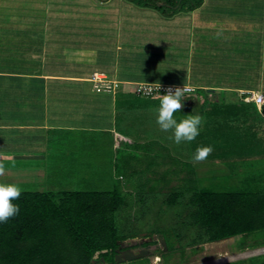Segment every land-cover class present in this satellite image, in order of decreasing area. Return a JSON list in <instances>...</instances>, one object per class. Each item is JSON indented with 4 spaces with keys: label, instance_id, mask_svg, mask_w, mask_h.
<instances>
[{
    "label": "trees",
    "instance_id": "16d2710c",
    "mask_svg": "<svg viewBox=\"0 0 264 264\" xmlns=\"http://www.w3.org/2000/svg\"><path fill=\"white\" fill-rule=\"evenodd\" d=\"M128 2L173 17L199 9L204 0ZM235 75L237 77L230 85L232 90L217 92L195 88L193 93H183V107L174 117L179 122L191 114L202 116L200 134L194 141L179 145L168 139L171 132L164 131L163 144L155 139L148 141L168 151L173 148L183 158L167 161L163 172L156 171L148 181H136L144 171L134 167L130 171L135 183L130 182L125 187L117 185L108 191L66 188L21 191L20 197L12 201L19 205V214L0 223V264H92L97 253L105 260L104 263L99 260L97 264H136L138 261L150 264L148 258L122 263L115 260L122 244L138 238L147 241L143 243L144 248L152 245L155 248L153 254L159 255L167 264L175 254L180 256L182 263H188L191 255L203 250V245L238 237L241 239L239 251L264 247V240L250 242L252 235L264 231V174L258 177L256 173L241 172L242 135L255 137L258 132H264V124L256 105L250 104L255 102H246L249 96L238 90L245 76ZM191 99L198 104H189ZM115 103L120 111L116 116L117 131L127 137L126 142H133L132 146L125 143L123 147L126 152L123 157L128 156L116 159L114 163L115 171L121 175L134 161L129 155L131 150L145 148V143L136 139L132 131H138L139 125L156 121L155 110L160 100L158 94L139 96L135 91L123 90L119 84ZM248 143L252 148L258 143L264 149V140H249ZM198 146H212V153L203 162L228 165L232 169L231 176L238 177V184L233 187L203 185V177L195 166L199 163H193L191 159ZM138 155L135 154L134 159H138ZM148 163L147 174L155 166L153 161ZM231 176L228 172L225 174L229 179ZM225 177L212 175L210 180H224ZM154 214L148 229L137 228L139 222ZM166 215L172 218L168 225L162 223ZM157 235L165 239L167 251L157 239H151ZM105 250L108 252L103 253ZM227 264H264V254Z\"/></svg>",
    "mask_w": 264,
    "mask_h": 264
},
{
    "label": "crops",
    "instance_id": "0c3cea01",
    "mask_svg": "<svg viewBox=\"0 0 264 264\" xmlns=\"http://www.w3.org/2000/svg\"><path fill=\"white\" fill-rule=\"evenodd\" d=\"M110 2L102 4L105 6ZM47 14L43 18L27 16L21 21H6L5 28L0 27V163L10 167L5 172H41L42 158L49 156L52 148L61 149L64 141L74 144L81 133L97 136L103 132L112 140H127L117 131L116 116L120 111L115 103V92H96L91 82L96 73L118 82L126 91H135L139 84L187 85L217 92L232 90L225 81L196 87L189 80L193 73H182L177 78L171 72L164 73L163 69L155 71L158 67L163 68L153 63L160 58L148 51H160L161 48L156 49L155 44L159 41L147 28H144L145 35L142 33L144 36L141 34L135 42L139 44L135 53H128L124 47L132 34L126 39L120 26L114 35L105 27L104 21L94 19V27L82 38L56 37L57 33L47 37L43 29L50 22L51 27L54 24ZM188 14L192 19L185 23L190 26L189 31L183 33V38L178 36L177 40L167 41L168 48H180L189 53L185 60L190 61L200 59L201 53H197L200 50L212 54L210 60L236 58L240 61L238 73L245 76L239 92L249 97L250 93L264 97V0H204L199 9ZM90 18H85L83 28L86 23L93 22ZM206 37L218 40L209 41ZM218 41V48L210 46ZM110 44L114 54L111 59H106V48ZM129 50L134 52L131 47ZM224 51L237 55L231 57ZM128 65L131 68H127ZM137 67H143V74H138ZM250 104L256 105L264 124V105ZM97 117H102L98 118L102 120L101 124L91 122ZM242 140L241 172L256 173L259 177L264 174V149L258 143L252 148L248 142L264 140V132H258L255 137L242 135ZM10 179L16 181V178ZM249 251H264V247Z\"/></svg>",
    "mask_w": 264,
    "mask_h": 264
},
{
    "label": "rangeland",
    "instance_id": "374dc122",
    "mask_svg": "<svg viewBox=\"0 0 264 264\" xmlns=\"http://www.w3.org/2000/svg\"><path fill=\"white\" fill-rule=\"evenodd\" d=\"M129 9H134L137 13L134 14L133 12L135 11ZM47 13L50 14V20L54 23L51 27L50 22V24L47 25L49 28L45 27L43 29L45 32L44 34L47 37H52V34L56 35L57 33L56 37L64 35L66 37L76 36L82 38L87 35V30L94 27L93 23L95 19L104 21L105 27L109 28L114 35H116V32L119 30L118 26H120L121 33L126 35V39L128 35L132 34V41L128 38L126 40V47H124L125 52L128 53H135L134 50H137L139 45L135 42L138 41V37H142L141 34L144 32V28H147L146 30L151 32V36L161 42H158L155 45L156 49L161 48L162 50L148 51L152 56L158 55L157 57L160 58L159 61L155 60L153 63L162 66L163 68L158 67L159 70L156 68L155 71L163 69L164 73L171 72L177 78H179L182 73L186 75L193 73L192 76H189V80L192 84L196 85V87L210 84L211 82L214 84L222 81L231 85L233 83L232 80L237 77L235 74L240 72L239 66L237 65V62L239 61L236 58L210 60L212 54L207 55L204 54L205 51L203 52L200 50L197 52V49H195V53H201V55H198L200 56V59L190 61L185 60V57L190 56L189 53L180 51V48H168L167 41L177 40L179 39L178 36L182 37L183 33L185 34L189 31L188 28H190V26H187L186 24L192 21L191 17L188 16L190 14L180 13L173 17H167L156 10L139 9L134 4H130L128 0H111V2L105 6H103L102 2L98 0H84V2L83 0H0V27L5 28L6 21H21L27 16H41V18H43ZM88 17H91L90 21L93 22L86 23V27L83 28L81 25L86 22L85 18ZM46 20L49 21L48 14L46 15ZM87 22L89 21L87 20ZM130 23H133V25ZM36 30L33 31L38 35L39 33ZM113 34H110V36L112 37ZM143 34L145 35V33ZM207 38L209 41L211 39H213L211 41H214L215 39L216 41L218 40L216 37L211 39L209 37H206V39ZM162 41L165 47L163 46ZM219 41L210 43V46L218 48L220 46ZM148 43L151 42L148 40ZM129 47H131L134 52H131ZM111 48L113 49L112 44L108 45L106 48L108 56L106 59H111L113 57L114 51H112ZM182 48H184V45H182ZM218 55L220 56L221 54ZM227 55L232 57L237 55V53L229 52ZM173 59H175V61H172ZM89 63L92 64L93 62ZM126 64H128L127 61ZM189 64L193 66L189 67ZM234 65L236 66L234 67ZM127 68H131V65H128ZM222 68L225 69L223 70ZM136 70L140 72L138 74H143V67H137ZM188 103H193L195 105L198 104L195 99L189 100ZM98 118L102 117L93 118L91 122L101 124L102 120ZM150 122L149 125H139L138 131H132V135L135 136L136 139L145 143V148L131 150L129 155H132V160L134 161H132L129 170L126 171L127 173L125 172L122 174L121 172L120 175L119 172H116L114 169V163L116 159H125L126 156H128L125 155L123 157V154L126 153L123 150L126 146L125 143H130L131 145L133 142H126L128 139L119 140L120 142L112 140L108 137V133L104 134L101 132L98 133L97 136H93L94 134L87 132L81 133L80 138L77 139L74 144H69L64 141L63 145H61V149L63 150L58 147H55V149L52 148L50 150V155L42 158L41 172L25 174L24 172L18 173L12 172L13 170H8L3 176H0V183L15 184L19 186L21 191L43 192L66 189L108 191L112 190L117 185L125 187L129 185L128 183L130 182L135 183V181L131 179L132 172L130 171L133 170L134 167L136 169L138 168V170L144 171V173H141L143 175H140L136 181H139L140 179L146 182L156 171L158 173L163 172L167 161L173 160L174 157H180L179 159H183L178 151H175L173 148H169V151L163 147L161 148L159 144H163L162 137L165 136V133L161 131L156 121ZM152 139L157 140L159 144L148 142L152 141ZM135 154H139L138 159H134ZM148 161L150 163L153 161L155 166L153 165V168L151 171L149 170L150 172L147 174L145 169L147 168V164H149ZM124 166L125 165L122 167ZM195 166L198 169V172H200V176L203 177L202 181L205 186L209 187L215 186L216 184H224L225 187H233L239 182L238 177L234 178V175L231 176L232 169H229L230 167L228 165L220 164L218 162H200ZM4 168L7 169L10 167L4 165ZM227 172L231 176L230 179L225 177ZM237 174L240 173L237 172ZM212 175L225 178L224 180L218 179V181H211L210 178ZM11 177L16 178V181H12L10 179ZM154 216L155 214L146 217L143 222L138 223L137 228L148 229V227H150V222H153V220L150 219ZM171 220L172 218L170 215H166L163 217L162 223L168 225L171 223ZM151 239H156V236ZM141 240V238L136 239V241ZM147 240L150 239L147 238ZM240 240L241 239L238 237L221 241L220 243L205 244L203 245V250L198 254L191 255L188 263H182V260L179 258L180 256L175 254L169 259L168 264H227L264 254V251H239L238 243ZM262 240H264V231L255 233L250 238V242L255 241L257 243ZM150 261V264H167V262L165 263L162 261L159 255H154ZM140 263L138 261L136 264Z\"/></svg>",
    "mask_w": 264,
    "mask_h": 264
},
{
    "label": "clouds",
    "instance_id": "9594fccd",
    "mask_svg": "<svg viewBox=\"0 0 264 264\" xmlns=\"http://www.w3.org/2000/svg\"><path fill=\"white\" fill-rule=\"evenodd\" d=\"M149 85V84H147ZM155 86L159 93L160 85L151 84ZM186 91V87L183 89L169 87L166 90L165 95H159L160 104L156 108L157 118L156 123L164 132H171L172 135L168 137L175 144L179 145L182 142H192L200 134L199 129L202 126L203 118L200 115L193 116L188 115L182 117L179 122L174 117V114L182 109L181 103L183 93ZM213 151L212 146H198L192 156L193 163L203 162ZM5 174V168L0 163V176ZM21 195V189L15 184L0 183V223H6L10 218H13L19 214L20 208L18 204H14L12 201L17 200Z\"/></svg>",
    "mask_w": 264,
    "mask_h": 264
},
{
    "label": "built area",
    "instance_id": "2783aa9c",
    "mask_svg": "<svg viewBox=\"0 0 264 264\" xmlns=\"http://www.w3.org/2000/svg\"><path fill=\"white\" fill-rule=\"evenodd\" d=\"M91 82L94 84V89L98 93H114L119 87L118 82L109 81L106 76L98 74V73L92 76ZM149 85L147 84L137 85L135 88L136 94L139 96H145V97H150L155 94L165 95L166 90L169 87H172L173 90H175V88L177 87L183 89L184 86L186 87V91L184 92L185 94H190L195 91V88L187 86V85H160L161 87L158 93L157 88L155 86H151V90H150ZM245 100L254 101L258 107H262L264 105L263 95H259L257 93H250V97H247Z\"/></svg>",
    "mask_w": 264,
    "mask_h": 264
},
{
    "label": "water",
    "instance_id": "95a60500",
    "mask_svg": "<svg viewBox=\"0 0 264 264\" xmlns=\"http://www.w3.org/2000/svg\"><path fill=\"white\" fill-rule=\"evenodd\" d=\"M156 239L159 241V244L161 247H163L164 251H167L168 247H167L165 239L161 235H157ZM224 241H226V240H224ZM107 252L108 251H106V250L103 251V253H107ZM149 253H150L149 251H141V252L136 254V253H134V251L127 250V251L123 252L122 254L116 255L115 260L117 262H120V263L123 261L124 262H133L136 260H141V259L146 258L149 255ZM99 260L101 261V263L105 262L104 258H100V254L97 253L94 256L92 264H97Z\"/></svg>",
    "mask_w": 264,
    "mask_h": 264
},
{
    "label": "flooded vegetation",
    "instance_id": "af4514ba",
    "mask_svg": "<svg viewBox=\"0 0 264 264\" xmlns=\"http://www.w3.org/2000/svg\"><path fill=\"white\" fill-rule=\"evenodd\" d=\"M148 241H150V240H148ZM144 242H147V241H142V240L136 241V239H135L133 241L126 242V243L122 244L120 249L117 250L116 255L122 254L123 252H125L127 250L134 251V253H136V254L141 252V251H149L150 253L146 258H148L150 260L151 258L154 257L153 253H154L155 248H153L152 245H148L146 248H144V246H143Z\"/></svg>",
    "mask_w": 264,
    "mask_h": 264
}]
</instances>
